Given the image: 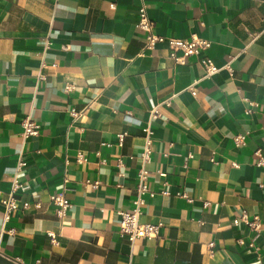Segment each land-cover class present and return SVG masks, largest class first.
Masks as SVG:
<instances>
[{
  "label": "crops",
  "instance_id": "1",
  "mask_svg": "<svg viewBox=\"0 0 264 264\" xmlns=\"http://www.w3.org/2000/svg\"><path fill=\"white\" fill-rule=\"evenodd\" d=\"M142 5L157 33L210 39L202 53L221 68L207 77L195 55L176 62L167 41L146 47ZM169 97L151 120L147 167L156 193L146 194L140 216L163 221L161 235L132 246L119 233V211L134 207L150 108ZM28 114L40 130L25 138ZM258 149L264 0H0V200L23 150L18 195L43 202L15 210L5 224L0 202V252L23 264H264ZM65 177L72 206L59 217L49 195ZM243 210L260 217L258 231L234 223Z\"/></svg>",
  "mask_w": 264,
  "mask_h": 264
},
{
  "label": "built area",
  "instance_id": "2",
  "mask_svg": "<svg viewBox=\"0 0 264 264\" xmlns=\"http://www.w3.org/2000/svg\"><path fill=\"white\" fill-rule=\"evenodd\" d=\"M137 26L144 30L146 34V47L154 48L158 42L167 41L169 45V55L175 59L178 63H184L187 56L195 55L198 57V60L205 68V76L209 77L215 72H217L221 66L218 65L214 59L207 55L203 54V50L207 48L211 41L206 37H202L197 33L191 34L189 37H176V36H166L164 34L157 33L154 30V21L150 18L145 5L140 6L139 8V17L137 20ZM256 35V34H254ZM224 66L228 67L230 70L233 69L230 62H227ZM44 76L40 72L39 78ZM73 87L72 83H67L65 88L69 90ZM193 92L196 90L193 87ZM252 104H256V101H250ZM162 103L171 104V98H166L163 101L154 104L150 108V118L145 126L144 134V143L143 148L140 152L141 166L137 171V185H136V195L134 198V207L131 210H120V221H119V233L121 235H126L129 242L133 246L135 240L138 237L146 238H158L161 235V227L163 221H142L140 216L143 212V205L146 202V194L153 196L156 192L153 190L149 184V169L147 163L151 160L152 152V142H153V133L151 120L158 115V106ZM72 113L76 115L78 110L75 108L71 109ZM23 125V136L26 138L33 134H38L40 130V123L34 119L30 114L26 115L22 120ZM126 131L119 132L118 139L119 143H123ZM245 133H240L234 136L235 141L238 144L245 142ZM258 155L257 163L264 165V151L256 150ZM85 155L83 151H79L77 154V160L83 161ZM119 165L123 164L122 159L118 160ZM27 160L23 154V150L19 151L17 163L14 169V174L12 178L11 188L5 196L0 200L3 207V221L4 224L8 222L11 218L12 213L19 209H28L30 207H35L40 209L43 205V202L38 199L31 202L29 199H21L18 195V190L23 186V180L21 179L22 169L27 165ZM235 165H238L237 162H233ZM164 174V172H161ZM68 178L65 177L63 188L59 191L51 192L49 195V202L55 205V212L59 217H63L67 214L68 210L72 206V202L67 196V182ZM100 183V180L92 181L93 186L97 187ZM167 183V182H166ZM163 193L169 194L171 190L169 187L165 186L162 189ZM176 194L184 196L187 200L192 201L193 197L185 190H177ZM241 220L245 221L250 225L251 228L258 231L262 224V221L258 215L250 217L246 210H243L239 216H236L233 221L234 223H239ZM203 222V220H200ZM12 230V229H11ZM48 233L55 238V233L51 230H48ZM240 242H245L244 239H239ZM250 245H254V241L249 242ZM210 253L213 254V245L214 240L209 241Z\"/></svg>",
  "mask_w": 264,
  "mask_h": 264
},
{
  "label": "water",
  "instance_id": "3",
  "mask_svg": "<svg viewBox=\"0 0 264 264\" xmlns=\"http://www.w3.org/2000/svg\"><path fill=\"white\" fill-rule=\"evenodd\" d=\"M0 264H23V263L19 262L15 258H12L0 252Z\"/></svg>",
  "mask_w": 264,
  "mask_h": 264
}]
</instances>
